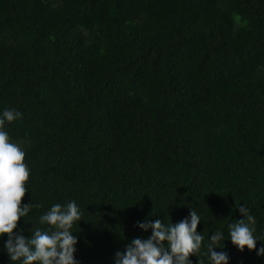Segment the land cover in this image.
<instances>
[{
    "label": "trees",
    "instance_id": "trees-1",
    "mask_svg": "<svg viewBox=\"0 0 264 264\" xmlns=\"http://www.w3.org/2000/svg\"><path fill=\"white\" fill-rule=\"evenodd\" d=\"M30 169L17 233L75 201L78 264L200 216L192 264H264V0H0V116ZM255 217V251L229 225ZM0 237V264L11 261ZM224 245V246H223ZM223 246V247H222Z\"/></svg>",
    "mask_w": 264,
    "mask_h": 264
},
{
    "label": "clouds",
    "instance_id": "clouds-1",
    "mask_svg": "<svg viewBox=\"0 0 264 264\" xmlns=\"http://www.w3.org/2000/svg\"><path fill=\"white\" fill-rule=\"evenodd\" d=\"M21 116L20 112L10 109H5L0 116V237H8L4 247L11 261H21V264H78L74 258L78 241L71 229L83 219L75 201L66 206L57 203L40 217V223L47 224L52 231L37 229L29 239L15 231L20 219L26 217L33 207H39L34 203H22L28 192L26 185L30 169L24 162V150L12 142L4 130L6 122H13ZM238 209L243 219L229 225L230 240L240 252L245 248L255 251V217L245 206ZM199 224L200 216L193 209L190 210V219L185 218L175 224L165 225L161 219L138 222L137 226L144 231L151 229V236L132 239L124 252L116 253V264H192L190 257H199L204 240L197 231ZM221 240L224 238L220 232L210 237L208 253L212 264H228L226 252L214 251V246ZM257 255L264 256V247Z\"/></svg>",
    "mask_w": 264,
    "mask_h": 264
}]
</instances>
